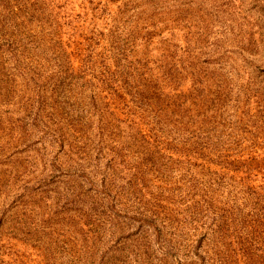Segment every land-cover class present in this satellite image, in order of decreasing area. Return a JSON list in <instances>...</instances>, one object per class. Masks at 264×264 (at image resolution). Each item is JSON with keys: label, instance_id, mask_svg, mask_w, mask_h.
I'll return each instance as SVG.
<instances>
[{"label": "rangeland", "instance_id": "obj_1", "mask_svg": "<svg viewBox=\"0 0 264 264\" xmlns=\"http://www.w3.org/2000/svg\"><path fill=\"white\" fill-rule=\"evenodd\" d=\"M29 1L27 43L52 23L1 84L0 264H264V160L245 191L218 166L264 159V0ZM138 213L170 233L136 242Z\"/></svg>", "mask_w": 264, "mask_h": 264}, {"label": "trees", "instance_id": "obj_2", "mask_svg": "<svg viewBox=\"0 0 264 264\" xmlns=\"http://www.w3.org/2000/svg\"><path fill=\"white\" fill-rule=\"evenodd\" d=\"M30 4L31 2L29 0H0V79H1L0 91L2 89L1 84L5 85L6 90L11 91L10 89H8V86H6L9 85L8 83L9 81H11L6 76V75H12L8 71L11 63H13L15 69L18 70L21 61L23 60H26L27 62L33 61L32 54L36 52L38 54L42 53L41 52L42 50H40L41 47L37 42V39L43 40V38L46 39L49 38V35L47 33L48 30L47 27L51 26L50 23H52V21L49 22L48 14L45 17L43 16V12H45L44 9L37 8L36 14H33L31 16L30 21L37 20L39 24L42 25V27H40L39 33L37 32L35 34V32H33L34 34L31 36L30 43H27L25 41V35L22 30L23 24L21 22L19 23L18 19H21L29 15L28 10L30 8L26 6ZM14 23L15 25H13ZM30 52H32L31 55ZM43 56L47 57V54L44 53ZM53 59H55L54 56ZM26 69L27 71L24 70L23 67L24 72L27 74V72L31 69V66L27 64ZM24 72L22 73L21 71L22 73L21 76L24 74ZM85 72H86V68H84L83 70H78V73L84 75ZM9 86H11V84ZM5 98H8V92H6V94L0 93V105L7 106V100ZM8 103L10 104V102ZM1 123H4V120L0 116V127L4 125ZM241 160L242 159L240 157L238 159L235 158L232 160H228V159H226L225 161L220 160L218 162V166L220 168V172L222 171L225 172L226 174L230 173L227 174L229 177L226 175H222L221 176L222 179H224L233 186L240 187L242 190L245 191V188H247L248 184L242 178V175L250 171L251 168H254L255 170L258 167L261 168L262 166L261 162H263L264 159H262V157H260L259 155H250L246 157L245 160L242 161ZM79 173L84 180L88 181L89 183H92L91 180L86 175H84L81 172ZM102 186L104 187V182ZM110 210L115 213V210L112 209ZM127 210L130 211V209ZM135 215L136 216L134 221L136 222L137 225L136 234H144L141 236V238L139 239L136 238L137 240L136 242H143L144 244L147 241L144 239L149 237L148 234H153L155 240H157L156 242H159L162 241L163 238L165 239L166 238L165 236L170 233L168 228H170L171 225L166 224V222H163V220H161V216H159L158 213H151V214L138 213ZM172 234L174 235V233ZM203 236L207 238L205 234ZM200 260L203 263L204 257L203 258L200 257Z\"/></svg>", "mask_w": 264, "mask_h": 264}]
</instances>
